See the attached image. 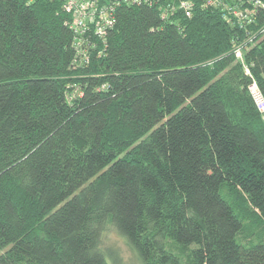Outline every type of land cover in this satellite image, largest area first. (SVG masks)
<instances>
[{
    "label": "trees",
    "instance_id": "obj_1",
    "mask_svg": "<svg viewBox=\"0 0 264 264\" xmlns=\"http://www.w3.org/2000/svg\"><path fill=\"white\" fill-rule=\"evenodd\" d=\"M168 1L119 5L79 65L59 0H0V264H108V223L144 264H264L239 237L246 202L264 224V10Z\"/></svg>",
    "mask_w": 264,
    "mask_h": 264
},
{
    "label": "built area",
    "instance_id": "obj_2",
    "mask_svg": "<svg viewBox=\"0 0 264 264\" xmlns=\"http://www.w3.org/2000/svg\"><path fill=\"white\" fill-rule=\"evenodd\" d=\"M62 10L70 16L68 25L73 32L75 59L79 65H87L97 45H105L108 32L115 23V9L122 4L152 5L156 0H59ZM199 1V2H198ZM169 0L164 4L162 18L175 12L190 17L196 4L218 8L239 25L250 22L258 10H264V0ZM236 58H242V47L234 50ZM249 93L259 111H264V97L257 84L252 82Z\"/></svg>",
    "mask_w": 264,
    "mask_h": 264
},
{
    "label": "rangeland",
    "instance_id": "obj_3",
    "mask_svg": "<svg viewBox=\"0 0 264 264\" xmlns=\"http://www.w3.org/2000/svg\"><path fill=\"white\" fill-rule=\"evenodd\" d=\"M262 230H264L263 221L256 215L251 205L246 202V219L239 237L243 241H248L250 239L249 234L254 236ZM101 248L108 264H144L126 237L111 223L106 224L102 231ZM180 256L181 264H189L185 255L180 254Z\"/></svg>",
    "mask_w": 264,
    "mask_h": 264
}]
</instances>
